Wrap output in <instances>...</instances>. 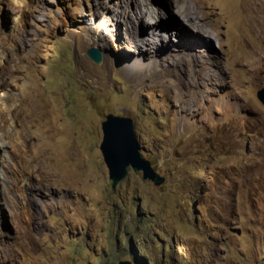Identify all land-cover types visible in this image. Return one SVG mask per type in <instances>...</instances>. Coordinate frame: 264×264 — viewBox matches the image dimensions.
<instances>
[{"label": "rangeland", "instance_id": "obj_1", "mask_svg": "<svg viewBox=\"0 0 264 264\" xmlns=\"http://www.w3.org/2000/svg\"><path fill=\"white\" fill-rule=\"evenodd\" d=\"M26 1L0 0V264H264V0ZM109 113L160 184L112 190Z\"/></svg>", "mask_w": 264, "mask_h": 264}, {"label": "water", "instance_id": "obj_2", "mask_svg": "<svg viewBox=\"0 0 264 264\" xmlns=\"http://www.w3.org/2000/svg\"><path fill=\"white\" fill-rule=\"evenodd\" d=\"M89 56L96 62H101L103 56L96 47L88 49ZM259 100L264 105V87L257 92ZM133 120L130 117L109 113L102 122L103 139L100 144L104 161L109 170V183L113 191L125 178L128 167L136 172H144L143 180L150 179L160 184L164 177L160 176L149 159L144 158L140 146L135 138ZM120 264H132L129 260Z\"/></svg>", "mask_w": 264, "mask_h": 264}, {"label": "bare ground", "instance_id": "obj_3", "mask_svg": "<svg viewBox=\"0 0 264 264\" xmlns=\"http://www.w3.org/2000/svg\"><path fill=\"white\" fill-rule=\"evenodd\" d=\"M16 3H18V4H23V3H26L27 1L26 0H14ZM37 4V3H36ZM34 7H36L35 5H34ZM26 14V13H25ZM162 12L161 11H158V7L155 5V4H153V3H151V10H150V20H151V22H153V23H155V24H157V21L158 20H160L163 16H162ZM23 22V21H22ZM26 22V21H25ZM18 24V23H17ZM25 25V24H24ZM15 27V26H14ZM19 27V26H18ZM17 27V28H18ZM100 28V27H99ZM16 30V29H15ZM20 30V29H19ZM23 30H25V28L23 29ZM197 32H199V34L201 35L202 33L205 35V37L208 39V40H210V33H209V36H208V34L207 33H205L204 31H200V30H197ZM5 33H6V31H5ZM11 40V39H10ZM197 40H199V39H197ZM14 41V40H13ZM3 42H4V40H1L0 39V47H3V45H5V44H3ZM7 42V41H6ZM15 42V41H14ZM152 44H154V43H152ZM13 45V44H12ZM8 48V47H7ZM12 49V48H11ZM199 50H201L202 52H204L206 49H202V48H198ZM7 52V51H6ZM202 55H204V53L202 54ZM3 57H4V53H2V50L0 51V62L2 61V59H3ZM204 68H207L206 66H204ZM23 137H24V135H23ZM5 140V139H4ZM26 140V139H25ZM8 141V140H7ZM10 141V140H9ZM6 142V141H5ZM16 142V141H15ZM6 144V143H5ZM15 144V143H14ZM11 147V146H10ZM22 147V146H21ZM23 148V147H22ZM22 153H25V149L23 148V152ZM16 169V168H15Z\"/></svg>", "mask_w": 264, "mask_h": 264}, {"label": "trees", "instance_id": "obj_4", "mask_svg": "<svg viewBox=\"0 0 264 264\" xmlns=\"http://www.w3.org/2000/svg\"><path fill=\"white\" fill-rule=\"evenodd\" d=\"M192 203H194V200L192 201Z\"/></svg>", "mask_w": 264, "mask_h": 264}]
</instances>
